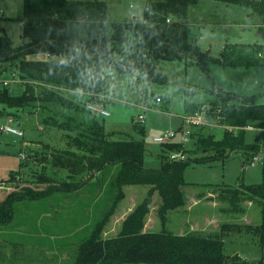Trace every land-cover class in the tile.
Instances as JSON below:
<instances>
[{
    "label": "rangeland",
    "instance_id": "374dc122",
    "mask_svg": "<svg viewBox=\"0 0 264 264\" xmlns=\"http://www.w3.org/2000/svg\"><path fill=\"white\" fill-rule=\"evenodd\" d=\"M108 5L110 22L130 20L134 16L143 20L146 1L162 0H104ZM24 0H0L1 28L11 37L13 45L20 48L25 44L23 24L18 18L23 12ZM137 19V18H136ZM192 29V40L213 57H219L226 44H248L259 40L262 19L252 15L247 6L229 3L225 0H200L190 7L186 20ZM259 22V23H258ZM257 24V26H256ZM109 47L115 49L116 60L122 59L123 51L138 45L142 39L129 32L123 42L112 39L109 27ZM45 55L31 54L28 58L42 59ZM16 62L10 63L2 79L17 76ZM209 72L199 64L187 65L186 59L160 61L159 67L169 75L166 84L147 83L139 72H123L117 67L107 70V93L105 108L110 116L98 114L109 131L123 130L137 139H144L147 145L146 168H160V144L153 137L167 130L176 131L174 141H182L183 115L190 101L205 104L206 108L216 107L212 101L216 95V84L239 95H259L264 102V66H224L211 62ZM185 85L199 91L196 96H185ZM0 82V88L3 87ZM9 89L21 94L25 89L22 81L11 82ZM64 93L77 103L96 101L90 95L74 90ZM94 96V95H93ZM95 97V96H94ZM158 97L162 98L158 101ZM101 99V97H100ZM216 102V101H215ZM146 103V104H145ZM144 105L147 108L144 109ZM58 110V109H57ZM69 112V111H66ZM140 114H144L143 120ZM52 113L42 108L32 110L11 109L0 105V128L7 117L14 119V126L24 131L23 136L0 129V200L16 184H31L36 187L61 186L67 180L66 169L57 170L52 165L53 152L66 147L63 134L69 132L48 119ZM61 121L62 116H58ZM145 126V135L136 133L134 121ZM254 126L246 130L249 145H258L256 156L264 157V121L252 120ZM224 127L207 126L192 128L194 132L215 134L221 139ZM73 136L77 131H70ZM234 132V131H233ZM192 143L189 146L192 148ZM25 154V158L21 157ZM247 149L232 151L226 158L193 161L184 170L185 205L169 210L165 222L161 219L159 207L161 197L156 189L152 205L144 215V231L157 232L162 229L177 233L220 234L224 240V253L233 259L230 264L264 263V232L253 229L228 231L221 234L224 223L260 225L264 220V198L251 201L249 198L229 201L234 189L242 185L264 182V160L256 165L247 164ZM205 153H188L192 159ZM88 176V175H87ZM71 180V179H70ZM112 180V179H111ZM110 180V181H111ZM99 179L95 177L81 189L56 191L39 199L17 201L13 207L14 216L7 224H0V264H78L81 252L93 237H113L122 234L124 225L137 206L149 193V185L121 186L109 182L95 201ZM227 189L229 191L227 192ZM243 189V188H241ZM240 190V189H239ZM120 193H123L121 197ZM100 194V193H99ZM118 199V200H117ZM117 200L116 203H114ZM46 262V263H45ZM103 264V263H98ZM127 264V263H118ZM177 264V263H173Z\"/></svg>",
    "mask_w": 264,
    "mask_h": 264
},
{
    "label": "trees",
    "instance_id": "16d2710c",
    "mask_svg": "<svg viewBox=\"0 0 264 264\" xmlns=\"http://www.w3.org/2000/svg\"><path fill=\"white\" fill-rule=\"evenodd\" d=\"M199 1H146L143 20L137 17L110 22L104 0H24L18 21L23 24L22 36L26 42L20 48L13 45L11 37L0 26V64L16 62L17 73L25 84L21 94H14L9 85L2 83L0 105L25 111L48 109L52 113L48 119L69 131L62 136L66 147L53 152L51 162L56 171H68L67 180H62L61 186L56 187H37L39 184L36 187L31 184L10 186L13 190L0 200V224L12 220L17 201L80 189L100 173L95 184L97 196L105 190L106 183L113 181L120 187L149 185L151 188L127 219L122 234L90 239L78 264H230L233 257L224 253V240L220 234H177L166 229L157 232L142 229L144 215L152 205L156 189L161 197L159 213L163 222L169 210L185 205L187 182L184 170L193 161L226 158L238 149H247V164L253 161L260 148L248 144L247 129L242 128L237 134L225 129L221 139L215 134L193 132L192 148L190 143L185 145L183 141L160 144V168H146L147 145L144 139H137L123 130L109 131L105 122L98 119V113L88 108L87 102L84 105L77 103L64 93L65 90L89 93V99L100 101L99 95L107 93V70L111 67L123 72H139L147 83L166 84L170 78L159 67L160 61L186 59L187 65L197 63L206 72L210 71L211 62H220L224 66H264V58L259 56L264 54V42L226 44L219 57L211 56L209 51L193 42L192 29L186 20L190 7ZM225 1L247 6L252 15L261 18L264 35V0ZM2 19L0 16V21ZM110 26L113 29L111 37L116 41H125L129 32L142 38L138 45L126 48L123 51L125 56L120 60L115 58V49L109 47ZM31 54L45 57L28 58ZM199 91L191 85H185L183 89L185 96H196ZM206 91L218 96L212 104L222 109L227 124L244 127L252 120L264 121V102L259 100V95H239L218 84L213 90ZM201 106L199 102H188L186 112L194 113ZM58 116H62L61 121ZM132 128L136 133L146 134L140 121H134ZM70 131H77V134L73 136ZM174 151L205 155L196 159L188 156L183 160H171L170 152ZM230 192L232 196L223 197L231 203L239 198L256 201L264 198V182L242 185ZM122 195L120 193L119 197ZM243 229L263 233L264 220L256 226L227 222L222 225L221 234ZM258 264L264 263L259 261Z\"/></svg>",
    "mask_w": 264,
    "mask_h": 264
},
{
    "label": "built area",
    "instance_id": "2783aa9c",
    "mask_svg": "<svg viewBox=\"0 0 264 264\" xmlns=\"http://www.w3.org/2000/svg\"><path fill=\"white\" fill-rule=\"evenodd\" d=\"M260 57L264 58V54L260 53ZM17 81H22L19 76H17L15 73L13 74L12 79H0V82L9 85L11 82H17ZM89 94V93H88ZM101 97L100 101H92L88 102L87 106L90 110L101 114L103 116H110V112L105 108V103L104 101L108 99V96H105L103 94L99 95ZM158 101H161L160 98L157 99ZM147 107H144V109ZM140 119L143 120L144 114H140ZM226 116L222 112V109L217 107H211V108H206L205 104H202L200 110L194 112V113H187L186 115L183 116V126L181 127L182 133H183V143L186 145L190 142H193L192 139V134L193 130L192 128H202V127H207V126H220L227 128V130L237 134L239 130L242 128L244 129H252L254 128L253 125L248 124L244 127L240 126H235V125H229L225 122ZM3 131H6L8 133L18 135V136H23L24 131L20 129L19 127L14 126V119L12 117H7L6 123L1 126L0 128ZM176 136V131L173 130H167L165 131L162 135H157L153 137V141L159 144L167 143L174 141ZM22 158H25V154L21 153L20 154ZM188 157V154L185 153L184 151H174L170 152V158L171 160H183ZM263 160V156H255L253 158V161L251 162L252 165H256L260 161Z\"/></svg>",
    "mask_w": 264,
    "mask_h": 264
},
{
    "label": "crops",
    "instance_id": "0c3cea01",
    "mask_svg": "<svg viewBox=\"0 0 264 264\" xmlns=\"http://www.w3.org/2000/svg\"><path fill=\"white\" fill-rule=\"evenodd\" d=\"M138 17V16H137ZM259 23V22H258ZM256 26H257V24H256ZM257 35L260 37V39L259 40H256V41H254V42H258V43H263L264 42V35H263V32H258L257 33ZM12 63V62H11ZM9 62H6V63H3V64H0V72H5V70L7 69V67L9 68ZM190 102H192V101H190ZM196 102V101H195ZM146 104V103H145ZM144 107H147V106H145L144 105ZM187 113H191V112H186V114ZM185 114V115H186ZM184 116V115H183ZM182 126H183V122H182ZM181 129V128H180ZM99 175H100V173H96L95 174V177L96 178H98L99 179ZM95 177H94V179H95ZM1 180V179H0ZM108 183H106V185H107ZM127 186H131V185H127ZM81 189V188H80ZM104 191V190H103ZM102 191V192H103ZM102 192H100V194H98V196L97 195H95V201H97L98 199H99V197H100V195H101V193ZM46 263V262H45ZM44 264V263H43Z\"/></svg>",
    "mask_w": 264,
    "mask_h": 264
},
{
    "label": "water",
    "instance_id": "95a60500",
    "mask_svg": "<svg viewBox=\"0 0 264 264\" xmlns=\"http://www.w3.org/2000/svg\"><path fill=\"white\" fill-rule=\"evenodd\" d=\"M134 18H137V16H134Z\"/></svg>",
    "mask_w": 264,
    "mask_h": 264
}]
</instances>
